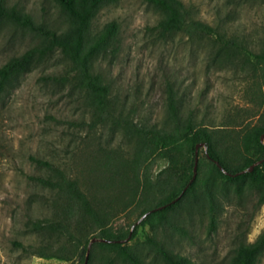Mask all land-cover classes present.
Segmentation results:
<instances>
[{
	"label": "trees",
	"instance_id": "obj_1",
	"mask_svg": "<svg viewBox=\"0 0 264 264\" xmlns=\"http://www.w3.org/2000/svg\"><path fill=\"white\" fill-rule=\"evenodd\" d=\"M54 1L64 19L61 29L36 22L28 12L0 0V28L19 26L37 40L0 66V99L23 74L58 50L70 63V70L46 79L81 92L92 110V121H71V125L92 129L110 124L122 131L131 150L99 144L94 152L82 155L74 170L46 157H31L41 170L31 178L56 196L53 217L29 223L30 232L48 241L30 252L70 264H85L86 260L87 264H97L96 260L99 264H202L176 252L158 235L169 230L190 238L189 230L177 220L195 214L207 216L209 231H215L221 200L231 191L241 197L247 189L255 194L257 209L264 205V162L237 176L226 174L216 163L236 174L264 158V39L252 48L246 40L227 36L194 18L182 0H147L160 14L157 29L162 37L184 32L208 38L214 64L246 71L251 77L247 93L261 114L253 112L251 117L259 115L260 122L250 125L236 112L213 129L196 121L192 111L184 115L183 97L167 82L165 119L161 124L144 122L135 119L132 111L119 110L106 77L97 69L100 58L117 50L119 23L112 20L94 30L93 22L105 6L119 0ZM200 142L206 143L207 150L202 156L198 152L197 176L185 190L194 174ZM161 160L168 167L155 175L154 167ZM164 205L143 218L140 225H149V231L137 240L138 227L131 232L132 226L149 210ZM131 209L138 213L137 221L128 227L117 226L118 216ZM130 234L132 239L125 242ZM94 237L112 241L91 243ZM263 254L264 230L254 241L242 239L234 246L226 264H258Z\"/></svg>",
	"mask_w": 264,
	"mask_h": 264
},
{
	"label": "rangeland",
	"instance_id": "obj_2",
	"mask_svg": "<svg viewBox=\"0 0 264 264\" xmlns=\"http://www.w3.org/2000/svg\"><path fill=\"white\" fill-rule=\"evenodd\" d=\"M182 1L194 18L227 36L246 40L252 48L264 39V0ZM7 4L28 12L36 22L55 29L64 27L54 0H7ZM159 19L160 14L147 0H119L105 6L94 19V30L112 20L119 23L116 52L97 61L119 110L132 111L137 120L161 124L166 115L167 82H171L183 97L184 115L192 111L204 125L219 127L236 112L250 125L259 124L261 110L247 93L249 74L214 64L208 38L184 32L162 37L157 29ZM36 42L27 29L1 27L0 66ZM68 70L70 63L57 50L23 74L0 99V264H70L30 252L48 241L30 232L29 223L51 219L56 196L31 178L41 171L31 157H46L74 170L83 154L94 152L99 144L131 150L122 131L110 124L92 129L71 125V121H92L84 95L46 79ZM262 91L264 94V84ZM255 111L259 115L251 117ZM203 154L200 147L199 155ZM167 167V161H159L154 174ZM244 191L241 197L231 191L222 198L215 231H209L207 216L195 214L177 220L189 230L190 238L169 230L161 231L158 238L202 264H226L234 246L242 239L254 241L264 230V205L257 209L255 194ZM137 214L131 209L120 214L115 223L128 227L137 221ZM137 227L136 238L143 239L149 225L143 227L139 222L133 229ZM258 264H264V254Z\"/></svg>",
	"mask_w": 264,
	"mask_h": 264
},
{
	"label": "water",
	"instance_id": "obj_3",
	"mask_svg": "<svg viewBox=\"0 0 264 264\" xmlns=\"http://www.w3.org/2000/svg\"><path fill=\"white\" fill-rule=\"evenodd\" d=\"M261 141L264 142V133L261 135ZM200 147H204V150H207L206 143H204V142H200V143H198V144L196 145V151H195V153H196V159H195V165H194V174H193V177H192L190 183L186 186L185 190L188 188V186L193 182V180H194V179L196 178V176H197V170H198V152H199ZM263 162H264V158L261 159V160H259V161H257V162H255V163H253L248 169H245V170H243V171H241V172H238V173H236V174H231V173L228 172L223 166H221L218 162H216V163H217V165L222 169V171H224L226 174L231 175V176H237V175L242 174V173H245V172H247V171H252V170L255 168V166L260 165V164H262ZM183 192H184V191H183ZM179 198H180V197H179ZM175 201H176V200H175ZM175 201H174V202H175ZM164 207H165V205H164V206H161V207H157V208H154V209L149 210L147 213H145V215H143V217H141V218L136 222V224L139 223V222H141V221L143 220V218H145L149 213H151V212H153V211H156V210H158V209H162V208H164ZM136 224H134V225L132 226L131 232H132V230H133V228L135 227ZM130 237H131V234H130L129 237H128L127 239H125L124 241H125V242L128 241V240L130 239ZM98 241H101V242H110V241H112V240H107V239H102V238L94 237V238L91 240V243L98 242ZM88 256H89V250H88V253H87V259H88ZM85 264H87V260H86Z\"/></svg>",
	"mask_w": 264,
	"mask_h": 264
}]
</instances>
